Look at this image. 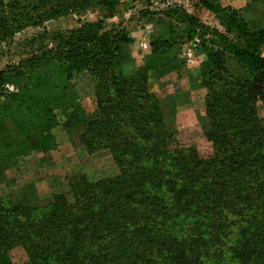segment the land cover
<instances>
[{
	"label": "trees",
	"instance_id": "obj_1",
	"mask_svg": "<svg viewBox=\"0 0 264 264\" xmlns=\"http://www.w3.org/2000/svg\"><path fill=\"white\" fill-rule=\"evenodd\" d=\"M124 0H0V38L50 20L99 10L95 22L43 34L39 46L0 70V177L31 153L57 148L54 130L77 135L87 154L107 152L113 175L66 178L64 192L41 203L0 198V264H264V0H249L259 26L220 0H197L224 31L183 8L163 25L131 74L126 28H107ZM198 39L206 59L192 91L204 89L198 123L211 152L184 142L176 112L165 113L149 86L181 67L175 31ZM48 40L47 43L43 41ZM33 49V48H32ZM92 81L86 110L75 79ZM5 83L16 90L4 93Z\"/></svg>",
	"mask_w": 264,
	"mask_h": 264
},
{
	"label": "rangeland",
	"instance_id": "obj_2",
	"mask_svg": "<svg viewBox=\"0 0 264 264\" xmlns=\"http://www.w3.org/2000/svg\"><path fill=\"white\" fill-rule=\"evenodd\" d=\"M236 2L240 4L241 0H220L222 6L238 9L240 15L248 23L253 24L255 22L259 26V16H257L255 10H248L250 9L248 2L240 8H237ZM173 6L183 8L210 27L224 31L213 13L201 7L197 0H124L118 6L115 14L105 19L107 28H116L117 25L122 26L126 28L131 38L134 39L137 36V38L145 39L146 37L147 39L144 43L146 46L142 49L139 47L142 50V57L134 58L133 61L124 64L122 70L125 74L134 73L138 69L143 57L150 52V37L158 35L163 25L183 26L162 13ZM100 16L102 14L99 10H89L85 13L72 14L63 20H58L56 23L47 22L43 27H27L5 40L0 38V70L5 69L8 65L16 64L21 59L26 58L32 50H35L40 42H33L32 39L40 37L44 32L43 30H46L48 34H52L56 30L65 31L78 27L82 22H95ZM137 20L148 24L146 35L138 31L140 27ZM141 28L143 29V25ZM177 32L176 30L175 33L178 34L176 40L178 42L172 50L182 64L181 67L175 69L178 71L171 70L166 73L163 80L161 78L155 79L149 73V86L160 97L177 90V88L182 91L194 88L192 77L195 76L201 63L206 59L205 54L200 51L198 39L186 40L183 33ZM43 42L47 43L48 40ZM261 53L264 54V48L261 49ZM169 74H172L171 79L174 83L176 82L175 85H169V78L166 77ZM75 85L84 108L90 112L93 108L91 79L86 74H81L75 79ZM182 91L180 92L183 93ZM204 92V89H199L192 91L190 95L197 98L201 97ZM171 108H174L176 112L175 125L178 132L183 135L185 144L196 146L202 156H207L211 152V144L203 136L197 119L198 116L203 114L196 110L185 112L175 106ZM258 113L264 118V102L258 103ZM54 134L57 138L66 137L61 128H57ZM68 144L69 146L63 151L65 153L58 156V166L52 168L54 171L45 172L42 169L40 172L38 170L41 164L45 163V155L40 153H31L28 155L29 157L27 156L28 159L20 158L22 161L19 162L20 166L18 168H13V165L9 166L7 163L3 164L5 172L3 178L0 177V198L10 197L12 202L31 200L34 195L50 199L52 196L67 190L65 179L73 173L81 172L91 179H97L117 172L112 158L107 152L100 151L96 154H87L78 142L70 141ZM62 159L67 161L61 162ZM10 257L14 264L22 263L26 259L21 248L13 249L10 252Z\"/></svg>",
	"mask_w": 264,
	"mask_h": 264
},
{
	"label": "crops",
	"instance_id": "obj_3",
	"mask_svg": "<svg viewBox=\"0 0 264 264\" xmlns=\"http://www.w3.org/2000/svg\"><path fill=\"white\" fill-rule=\"evenodd\" d=\"M247 2H249V0H241L240 4H237V2H236V6H237V8H240V7L244 6ZM63 19H65V18L53 19V20H50L48 22H55L56 23V22H58V20H63ZM260 21L264 25V15L261 17ZM137 23L139 24V27H140L138 31L140 33H142L143 35H146V33H147L146 30L148 29V24H145L144 22H140L138 20H137ZM142 25H143V29L141 28ZM146 40H147L146 37H145V39H141V37L137 38V36H135L134 39L132 38V43L126 47V51L129 53V55L131 56L132 59H134V58L138 59V58L142 57V52H141L142 50L141 49L144 48V46H146L144 44ZM139 47H141V49ZM166 77L169 78V85H175L176 82L174 83V81L171 79L172 74H169ZM163 79L164 78H161V80H163ZM177 82H178V80H177ZM180 91H182V90L177 88V90H175V91L173 90L172 92H168L167 94L161 96L160 106L165 113H168L172 109L171 107L175 106L177 109L179 108L185 112L196 110L200 114H204L205 101H204L203 95L201 97L194 98L193 96L190 95V93H191L190 90H183L182 91L183 93H181ZM56 141H57V148L54 150L46 151L44 153L45 163L41 164V166H40L41 168L39 167L38 170H40V172L42 169L45 170V172L54 171L52 168L58 166L57 165L58 156H62L63 153H65L63 151L67 148V146H69L68 143L70 141L71 142H78V136L77 135H71V136L66 135V137L65 136L61 137V138L56 137ZM28 157L27 156L24 158L22 157V159H28ZM22 159L18 158L16 161L17 164L15 166H13V168H15V167L18 168L20 166L19 162L21 163ZM66 161L67 160H63V159L61 160V162H66ZM37 200L41 203L42 201L46 200V198L37 197Z\"/></svg>",
	"mask_w": 264,
	"mask_h": 264
},
{
	"label": "built area",
	"instance_id": "obj_4",
	"mask_svg": "<svg viewBox=\"0 0 264 264\" xmlns=\"http://www.w3.org/2000/svg\"><path fill=\"white\" fill-rule=\"evenodd\" d=\"M16 90V86L12 83H5L3 86V92L4 93H11Z\"/></svg>",
	"mask_w": 264,
	"mask_h": 264
}]
</instances>
